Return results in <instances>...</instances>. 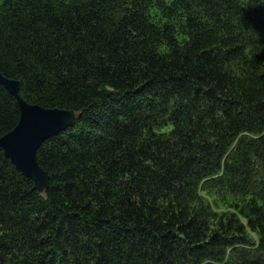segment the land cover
Segmentation results:
<instances>
[{"label":"trees","instance_id":"obj_1","mask_svg":"<svg viewBox=\"0 0 264 264\" xmlns=\"http://www.w3.org/2000/svg\"><path fill=\"white\" fill-rule=\"evenodd\" d=\"M0 71L77 115L43 191L0 146V264H264V0H0Z\"/></svg>","mask_w":264,"mask_h":264},{"label":"water","instance_id":"obj_2","mask_svg":"<svg viewBox=\"0 0 264 264\" xmlns=\"http://www.w3.org/2000/svg\"><path fill=\"white\" fill-rule=\"evenodd\" d=\"M0 83L17 98L21 110L16 127L0 137V146L13 164L34 181V188L43 191L49 185L50 176L40 166L37 151L48 138L74 125L77 115L72 109L28 102L20 93V80L7 77L1 71Z\"/></svg>","mask_w":264,"mask_h":264},{"label":"bare ground","instance_id":"obj_3","mask_svg":"<svg viewBox=\"0 0 264 264\" xmlns=\"http://www.w3.org/2000/svg\"><path fill=\"white\" fill-rule=\"evenodd\" d=\"M26 100V99H25Z\"/></svg>","mask_w":264,"mask_h":264}]
</instances>
